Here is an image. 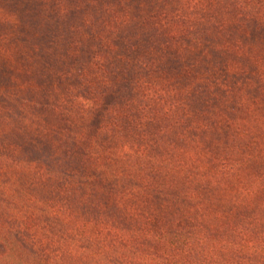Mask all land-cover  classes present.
<instances>
[{"label": "trees", "instance_id": "16d2710c", "mask_svg": "<svg viewBox=\"0 0 264 264\" xmlns=\"http://www.w3.org/2000/svg\"><path fill=\"white\" fill-rule=\"evenodd\" d=\"M60 1L0 17V264H264V0Z\"/></svg>", "mask_w": 264, "mask_h": 264}, {"label": "rangeland", "instance_id": "374dc122", "mask_svg": "<svg viewBox=\"0 0 264 264\" xmlns=\"http://www.w3.org/2000/svg\"><path fill=\"white\" fill-rule=\"evenodd\" d=\"M40 0H9L6 3H4V5H0V17H7L10 19V15L9 17L7 16V14H11L12 17L15 16V12H21L23 13L24 11V20L22 21L23 27H22V33L25 36H29L27 30L29 29H34V28H38V25H40L41 23V19H40V8H41V3L38 2ZM59 2H61L60 0H57ZM66 1V0H64ZM29 6H34L33 8L37 7L38 8V13L35 14L30 18H27V13L26 10L27 8H29ZM14 18V17H13ZM24 25L25 27H27V30L24 29ZM30 25V26H29ZM35 26V27H32ZM30 37V36H29ZM15 78L17 79V83L18 86H20V83L24 85V80L22 79V77L18 76L17 74L15 75ZM21 87V86H20ZM21 119H24V106H23V110H21ZM262 117H257V119L254 122H258Z\"/></svg>", "mask_w": 264, "mask_h": 264}]
</instances>
